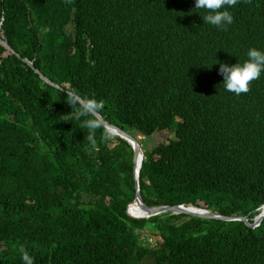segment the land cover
Listing matches in <instances>:
<instances>
[{
  "label": "trees",
  "instance_id": "obj_1",
  "mask_svg": "<svg viewBox=\"0 0 264 264\" xmlns=\"http://www.w3.org/2000/svg\"><path fill=\"white\" fill-rule=\"evenodd\" d=\"M195 0H0V264H264L255 226L125 212L132 147L104 127L87 139L70 95L141 140L148 204L192 203L248 219L264 201V72L239 96L220 63L264 51V0L228 8L224 31ZM25 57L29 64L22 59ZM39 72L58 83L42 80ZM97 119V118H96ZM173 137L152 143L155 130ZM144 141V142H143ZM155 233L153 243L141 234Z\"/></svg>",
  "mask_w": 264,
  "mask_h": 264
},
{
  "label": "clouds",
  "instance_id": "obj_2",
  "mask_svg": "<svg viewBox=\"0 0 264 264\" xmlns=\"http://www.w3.org/2000/svg\"><path fill=\"white\" fill-rule=\"evenodd\" d=\"M238 2H240V0H195L194 8L204 10L205 14L203 16H201L204 23L211 24V25L217 27L218 29L227 31L228 26H230L234 22V17L232 15V13L230 11H228L227 9L231 8V7H235L238 4ZM243 2L245 4H251L252 0H243ZM247 57L248 58L242 64L236 63L234 65H229V64H225V63H220V67L218 69L219 74H221L223 76V84H224L225 90L228 92H232L237 96H239L241 94H247L251 90L250 85L252 84V82L259 79L261 76V73L264 72V51L258 50L256 48H250L247 52ZM23 58H25V57H22V59ZM26 62H29V64H31V62L29 60H27ZM37 74H38V71H37ZM56 84L58 85L56 87H60V85L58 83H56ZM67 102L71 105V108L76 107L78 105L77 111L74 114V119H76L78 121L81 120L82 117H94L95 114L101 112V110L104 107V102L102 100H97L94 96L89 97V98H83V97H80L78 93L70 95L69 100ZM79 127L88 129L87 139L93 146H95L96 145L95 133H96L97 129L104 127V125L102 124V122L100 120H98L96 118H89V119H84L82 121V123L79 125ZM113 134H115V133H113L112 129L105 128L104 132L102 134V138L104 140H108V139L113 137ZM130 134H132V133H130ZM132 135L135 137V139L140 144V151L142 152L141 140L144 138L145 135H142L141 133H138V132L134 133ZM138 187H139V185H138ZM138 191H139V188H138ZM140 197H141V195H140ZM132 199L129 202H127L126 206H125V212L128 215H130L132 217H148V216H150V215H146V216L132 215L134 213L131 210H129V205L131 203L135 204V202ZM141 200H142V198H141ZM160 204H164V203H160ZM182 204L183 205H190V206H194V207H198V208H206V207L194 205L192 203H186V204L182 203ZM135 205L137 206V204H135ZM153 205H156V204H153ZM148 206H150V205H148ZM262 206H264V201L261 202L256 207V212L250 217V219H248L244 215L246 217V219L249 222H251L252 219L254 218V216H256L258 213L262 212V210H261ZM206 209H208V208H206ZM212 211H214V210H212ZM130 213H132V214H130ZM171 213H179V212H171ZM221 214H224V213H221ZM152 215H154V214H152ZM236 215H238V214H236ZM222 220H234V219H222ZM238 220H241V219H238ZM259 221H258V223H259ZM258 223L254 224L253 226L257 225ZM148 235L149 234H146L147 237H148ZM19 252L21 254V259L23 261V264H34V258L28 253V251L25 249V247L23 245L20 246Z\"/></svg>",
  "mask_w": 264,
  "mask_h": 264
},
{
  "label": "water",
  "instance_id": "obj_3",
  "mask_svg": "<svg viewBox=\"0 0 264 264\" xmlns=\"http://www.w3.org/2000/svg\"><path fill=\"white\" fill-rule=\"evenodd\" d=\"M0 45L3 46L6 50L11 51L12 53L19 55L9 44L8 42L0 37ZM23 60L27 61L25 58ZM29 63V62H28ZM34 71H38L36 68H34ZM38 76L54 85L58 86L55 82L50 80L47 76L43 75L41 72L38 71ZM95 117L102 122L105 128H110L113 130V133L117 134L120 137H123L132 147V156H131V162H132V178H133V187H134V196L133 201L135 204H137L138 209L142 211V214H132V215H139V216H146V215H152L155 213H159L162 211L169 210L171 212H183L187 214H191L194 216H200V217H210V218H217V219H241L245 224L253 226L254 224L258 223V221L264 216V212L258 213L251 222H249L244 215H236V214H221L216 211H212L206 208H198L190 205H183L182 203H174V204H156V205H150L148 206L145 204L140 197V193L138 191V169L140 166V161L142 158V152L140 151V144L135 139V137L130 134L129 132L125 131L121 127L117 126L114 123L108 122L106 119H104L100 113H96Z\"/></svg>",
  "mask_w": 264,
  "mask_h": 264
},
{
  "label": "rangeland",
  "instance_id": "obj_4",
  "mask_svg": "<svg viewBox=\"0 0 264 264\" xmlns=\"http://www.w3.org/2000/svg\"><path fill=\"white\" fill-rule=\"evenodd\" d=\"M167 137H173V131L172 130H169V129H166V128H164V129H160V130H155L153 133H152V143H156V142H158V141H161V140H164L165 138H167ZM141 138V137H140ZM144 142V141H143ZM145 146V144H142V148ZM142 232H141V234L143 235V236H145L146 235V233H147V231H145V230H141ZM155 237V238H157V235L156 234H154V233H150L149 235H148V237H147V240L146 241H148L149 243H153V238L152 237Z\"/></svg>",
  "mask_w": 264,
  "mask_h": 264
},
{
  "label": "bare ground",
  "instance_id": "obj_5",
  "mask_svg": "<svg viewBox=\"0 0 264 264\" xmlns=\"http://www.w3.org/2000/svg\"><path fill=\"white\" fill-rule=\"evenodd\" d=\"M129 210H131L134 214H141L142 213V211L140 209H138V207L134 203H131L129 205ZM261 210L264 212V206H262Z\"/></svg>",
  "mask_w": 264,
  "mask_h": 264
}]
</instances>
